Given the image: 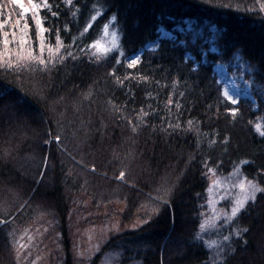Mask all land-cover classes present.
<instances>
[{
  "label": "trees",
  "instance_id": "obj_1",
  "mask_svg": "<svg viewBox=\"0 0 264 264\" xmlns=\"http://www.w3.org/2000/svg\"><path fill=\"white\" fill-rule=\"evenodd\" d=\"M48 3L58 16L42 11L51 32L37 37L30 16L25 29L19 6L0 0V264H16L4 227L26 215H53L71 264L64 181L93 205L122 204L124 220L153 211L89 264L108 251L119 252L117 264H264V192L235 216L240 231L220 262L195 239L208 169L239 165L264 188V135L254 126L264 125V0ZM185 19L201 34L181 36ZM109 22L118 48L91 58ZM235 57L249 68L253 93L233 103L213 65Z\"/></svg>",
  "mask_w": 264,
  "mask_h": 264
},
{
  "label": "rangeland",
  "instance_id": "obj_2",
  "mask_svg": "<svg viewBox=\"0 0 264 264\" xmlns=\"http://www.w3.org/2000/svg\"><path fill=\"white\" fill-rule=\"evenodd\" d=\"M201 27L203 26L194 27V22L185 19L182 24L177 26V30L181 36L190 33L191 35L188 37L191 40L197 34H201ZM161 33L164 34V31ZM212 40L214 37H211L209 42ZM18 43L19 47L24 45V39L20 33H18ZM118 44L119 36L109 22L104 25L98 38L90 45L91 58H98L116 50ZM210 50L216 51L213 44L210 45ZM2 56L0 55V57ZM133 58H137L136 55ZM213 70L217 82L221 85L224 97L227 98L225 92L235 101L242 96L252 97L253 84L250 76L245 77L249 68L239 57H235L227 63H215ZM254 126L260 133L264 132V125L260 126L259 121H256ZM238 166L235 165L226 174L218 173L213 169H208L205 172L207 188L200 198L199 225L195 239L204 243L209 250L210 263L222 260L226 242L231 237L237 236L240 231L234 225V218L245 204L253 199L249 182L258 187L253 180L242 175ZM241 182L244 183V189L239 186ZM63 188L68 205L67 236L70 243L71 264L91 263L110 237L124 231L138 229L149 220L153 213L146 209L138 210L132 218L124 220L122 204L109 202L93 205L91 198L88 195L87 197L85 192L69 189L67 181H64ZM245 195H248L249 198L245 201L244 206L235 215H232L236 201L243 199ZM52 216L26 215V218L9 221L4 227L16 264H63L65 252L59 236L60 230L57 227V221ZM117 253L119 254L118 251L102 253L98 264H117L115 262ZM133 264L135 263L133 262Z\"/></svg>",
  "mask_w": 264,
  "mask_h": 264
},
{
  "label": "snow or ice",
  "instance_id": "obj_3",
  "mask_svg": "<svg viewBox=\"0 0 264 264\" xmlns=\"http://www.w3.org/2000/svg\"><path fill=\"white\" fill-rule=\"evenodd\" d=\"M11 2L15 5H18L19 8L22 10L21 12V16L26 17L24 20V28L28 29L29 28V24H28V20L27 17L30 16L31 20L33 21L35 28H36V35L37 37H39L42 33L44 32H51V29H45L43 27L44 24V20L41 18V12L47 10L51 16L56 17L58 16V12H51V5L48 3V0H42V2H36V0H27V6H25V0H11ZM67 3L69 5H72L73 0H67ZM93 19H95V17H93ZM113 20L116 19L115 15L112 17ZM6 21H0V29H2L5 26ZM19 24V21H17V25ZM57 32H59V29H57ZM13 38H14V32H13ZM3 43L8 44L9 41L7 39H5L3 41ZM41 50L43 51V47H41ZM65 51H67V48H65ZM69 56H71V53H69ZM44 61H40V63H43ZM138 63V58H133L131 59V64L134 66L135 64ZM225 96H227V98L229 100H232L233 103H235L236 101L232 99V97L230 95H228L227 92H225ZM169 103H171V101H169ZM233 113H235L236 109H232ZM259 128V126H257ZM261 135H264V132L261 133ZM57 139H59V137H57ZM121 176H123V173H121ZM249 185L251 187V191H252V198H254V193L255 192H264V188H259L256 185L252 184V182H249ZM240 188L244 189V183L241 182L240 183ZM249 198L248 195H245L243 199H238L236 201V206L233 207L232 209V215H235L243 206L245 201ZM225 239H227V237H225Z\"/></svg>",
  "mask_w": 264,
  "mask_h": 264
}]
</instances>
